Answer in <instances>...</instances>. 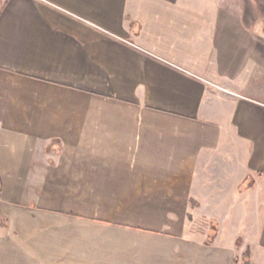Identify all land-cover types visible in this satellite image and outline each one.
<instances>
[{"label": "crops", "instance_id": "0c3cea01", "mask_svg": "<svg viewBox=\"0 0 264 264\" xmlns=\"http://www.w3.org/2000/svg\"><path fill=\"white\" fill-rule=\"evenodd\" d=\"M229 8L0 0V264H235L148 200H228L264 264V65L232 72L264 36Z\"/></svg>", "mask_w": 264, "mask_h": 264}, {"label": "rangeland", "instance_id": "374dc122", "mask_svg": "<svg viewBox=\"0 0 264 264\" xmlns=\"http://www.w3.org/2000/svg\"><path fill=\"white\" fill-rule=\"evenodd\" d=\"M203 5L217 6L224 5L229 8V15L234 18L235 22H244V26L247 28L250 26V36H264V0H202ZM235 23V24H236ZM245 28V32L246 29ZM238 35V31L235 30V36ZM244 35L247 36L246 33ZM256 48L255 53L248 55H237L233 61V73L241 78L246 75L247 77L253 76L258 71L259 65H264V43L254 44L251 49ZM260 81L264 95V76L261 75ZM241 93L242 90H240ZM264 101V98H262ZM253 146L254 143L250 142ZM94 194L93 190L91 192ZM92 201V200H91ZM155 202L154 217L158 219L152 221V224L158 226H164L165 223L169 228L167 231L176 232L180 234L179 238H185L187 240H201L205 246H212L216 241L218 235L219 223L220 226L225 225V239L236 243V258H239V263H242V247L245 245L243 229L238 227L239 221L234 222V217L231 221L225 220V214L227 213L228 200H148ZM213 202L214 208L210 202ZM248 203L245 204L246 212ZM161 210V212H159ZM239 213L242 214L241 208ZM170 215L173 216V220L160 221L163 218H167ZM243 215V214H242ZM167 220V221H166ZM230 223H235L234 226ZM244 226V223L241 224ZM246 225V223H245ZM239 229H238V228ZM247 228V226L245 227ZM212 229L216 230L214 239H210V233ZM212 234V233H211ZM255 246V245H254ZM255 248V247H254ZM245 252V251H244Z\"/></svg>", "mask_w": 264, "mask_h": 264}, {"label": "trees", "instance_id": "16d2710c", "mask_svg": "<svg viewBox=\"0 0 264 264\" xmlns=\"http://www.w3.org/2000/svg\"><path fill=\"white\" fill-rule=\"evenodd\" d=\"M0 193H1V178H0ZM212 233V234H211ZM210 233V239L213 240L214 236L216 234V230L212 229V232ZM243 261L245 264H251V257H250V250H247L243 255ZM235 264H239V259H235Z\"/></svg>", "mask_w": 264, "mask_h": 264}]
</instances>
